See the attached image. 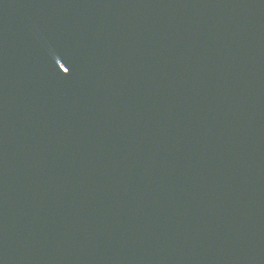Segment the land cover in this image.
I'll use <instances>...</instances> for the list:
<instances>
[{"label":"water","instance_id":"water-1","mask_svg":"<svg viewBox=\"0 0 264 264\" xmlns=\"http://www.w3.org/2000/svg\"><path fill=\"white\" fill-rule=\"evenodd\" d=\"M0 264H264V0H0Z\"/></svg>","mask_w":264,"mask_h":264}]
</instances>
